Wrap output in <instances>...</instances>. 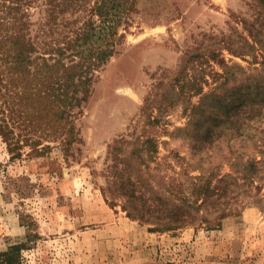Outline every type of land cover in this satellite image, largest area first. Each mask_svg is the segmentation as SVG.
<instances>
[{
    "label": "rangeland",
    "instance_id": "374dc122",
    "mask_svg": "<svg viewBox=\"0 0 264 264\" xmlns=\"http://www.w3.org/2000/svg\"><path fill=\"white\" fill-rule=\"evenodd\" d=\"M260 6L259 0H140L124 45L73 119L78 141L67 147L43 124L33 136L44 150L30 152L20 141L22 155L13 156L0 136V251L25 242L23 264H264V182L220 226L166 231L128 216L111 186L113 172L136 156L137 137L156 141V151L144 146L143 171L157 173L162 188L176 186L185 171L198 174L186 168L194 160L180 128L192 123L197 92L221 80L215 73L240 78L241 67L264 70L263 52L244 38L245 20L262 28Z\"/></svg>",
    "mask_w": 264,
    "mask_h": 264
},
{
    "label": "trees",
    "instance_id": "16d2710c",
    "mask_svg": "<svg viewBox=\"0 0 264 264\" xmlns=\"http://www.w3.org/2000/svg\"><path fill=\"white\" fill-rule=\"evenodd\" d=\"M139 2L0 0V136L13 156L22 155L20 141L30 144V152L44 150L34 139L35 126L52 125L47 134L67 147L80 139L73 119L91 95L99 71L124 45ZM259 2L263 28L264 0ZM245 24L246 44L257 46L264 57V31L254 22ZM241 69L240 78L228 71L215 73L221 80L212 91L197 92L202 95L190 113L192 123L180 128L194 160L186 168L198 174L185 171L176 186L162 188L156 172L143 171L144 146L156 151V141L135 139L136 156L126 158L111 176L128 216L155 231L190 224L212 228L243 204L242 197L262 186L264 70ZM235 80L239 84L227 87ZM25 245L2 249L0 264H23Z\"/></svg>",
    "mask_w": 264,
    "mask_h": 264
}]
</instances>
